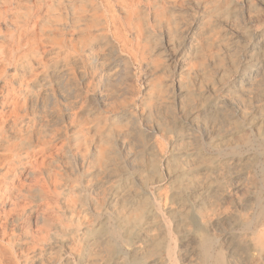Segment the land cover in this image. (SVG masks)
<instances>
[{"label":"rangeland","instance_id":"rangeland-1","mask_svg":"<svg viewBox=\"0 0 264 264\" xmlns=\"http://www.w3.org/2000/svg\"><path fill=\"white\" fill-rule=\"evenodd\" d=\"M0 156V264H264V0H0Z\"/></svg>","mask_w":264,"mask_h":264},{"label":"bare ground","instance_id":"bare-ground-1","mask_svg":"<svg viewBox=\"0 0 264 264\" xmlns=\"http://www.w3.org/2000/svg\"><path fill=\"white\" fill-rule=\"evenodd\" d=\"M67 78V77H66ZM1 157V156H0ZM4 162V161H3ZM2 200V199H1ZM158 203V202H157ZM156 203V204H157ZM24 204V203H23ZM140 205V204H139ZM159 205V204H158ZM124 207V206H123ZM160 207V206H159ZM7 208H9V207H7ZM126 208V207H125ZM172 208V207H171ZM170 208V209H171ZM160 209H161V207H160ZM138 210V209H137ZM158 210V209H157ZM164 212V211H163ZM162 213V212H161ZM3 214V213H2ZM138 214V213H137ZM164 214V213H163ZM158 215V214H157ZM163 216V215H162ZM38 217V216H37ZM169 217V216H168ZM43 218V217H42ZM140 218V217H139ZM142 218V217H141ZM167 218V217H166ZM144 219V218H143ZM194 219V218H193ZM38 220H39V218H38ZM155 220V219H154ZM166 220V219H165ZM168 220V219H167ZM128 221H130V220H128ZM137 221V220H136ZM157 221V220H156ZM38 222V221H37ZM40 222V221H39ZM141 222V221H140ZM167 223H169V222H167ZM166 222H165V225L167 224ZM138 224V223H137ZM6 225V224H5ZM4 225V226H5ZM133 226H134V224H133ZM116 227V226H115ZM121 227V226H120ZM167 227V226H166ZM114 228V227H113ZM116 228H118V227H116ZM6 230V229H5ZM112 230V229H111ZM133 230V229H132ZM46 231V230H45ZM128 231V230H127ZM167 231H168V229H167ZM258 231V230H257ZM259 232V231H258ZM114 233V232H113ZM119 233V232H118ZM116 234H117V232H116ZM128 234V233H127ZM172 235V232H171V234H169V236H171ZM56 236H58V235H56ZM124 236V235H123ZM115 237V236H114ZM125 237V236H124ZM172 237V236H171ZM92 238V237H91ZM9 240H11V239H9ZM2 241V240H1ZM122 241H124V240H122ZM258 241H260L261 242V247H264V234H263V236L261 237V238H259V240ZM49 243V242H48ZM125 243V242H124ZM209 243V242H208ZM212 243V242H211ZM44 244V243H43ZM51 244H53V243H51ZM207 244V243H206ZM214 245V244H213ZM136 246V245H135ZM206 246V245H205ZM50 247V246H49ZM143 247V246H142ZM172 247V246H171ZM170 247V248H171ZM203 247V246H202ZM211 247H212V245H211ZM260 247V248H261ZM150 248V247H149ZM154 248V247H153ZM213 248V247H212ZM259 248V247H258ZM125 249V248H124ZM143 249V248H142ZM174 249V248H173ZM211 249V248H210ZM209 249V250H210ZM214 249V248H213ZM115 250V249H114ZM128 250V249H127ZM146 250V249H145ZM168 250H170V249H168ZM217 250V249H216ZM172 251V250H171ZM135 252V251H134ZM176 252V251H175ZM204 252V251H203ZM219 252V251H218ZM124 253V252H123ZM150 253V252H149ZM257 253V252H256ZM130 255V254H129ZM208 255V254H207ZM126 256H128V255H126ZM133 257H134V255H133ZM210 257V256H209ZM209 257H208V259H209ZM211 258V257H210ZM133 259V258H132ZM173 260V259H172ZM175 260V259H174ZM211 260V259H210ZM110 261V260H109ZM256 261V260H255ZM120 262V261H119ZM133 262V261H132ZM138 262H140V261H138ZM212 262H213V260H212ZM116 263V262H115ZM130 263V262H129ZM142 263V262H141ZM216 263V262H215ZM217 263H221V260H218L217 261ZM139 264V263H138ZM173 264V263H172ZM210 264V263H209Z\"/></svg>","mask_w":264,"mask_h":264}]
</instances>
